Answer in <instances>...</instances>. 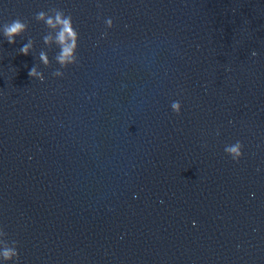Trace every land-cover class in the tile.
I'll use <instances>...</instances> for the list:
<instances>
[{
	"label": "water",
	"instance_id": "obj_1",
	"mask_svg": "<svg viewBox=\"0 0 264 264\" xmlns=\"http://www.w3.org/2000/svg\"><path fill=\"white\" fill-rule=\"evenodd\" d=\"M51 7L79 32L62 77L33 18ZM16 17L26 32L0 33V228L17 264H264V0H0V26Z\"/></svg>",
	"mask_w": 264,
	"mask_h": 264
},
{
	"label": "clouds",
	"instance_id": "obj_2",
	"mask_svg": "<svg viewBox=\"0 0 264 264\" xmlns=\"http://www.w3.org/2000/svg\"><path fill=\"white\" fill-rule=\"evenodd\" d=\"M97 7H100L97 3ZM37 22H43L48 29L47 34L42 37L43 44L49 48L54 44L58 48L57 53L54 55L53 60L59 65V68L55 69L51 75L53 77H62L64 72L61 69L67 68L69 65L77 64L79 58L77 55L79 32L73 24V18L70 13H66L63 9L51 7L47 11L41 10L36 12L33 17ZM106 28L113 26L112 18L105 19ZM28 28V21L22 20L20 17H16L10 22L4 23L0 26V33L9 44L16 42V37L21 36L26 32ZM107 32L101 33V36H106ZM34 41L32 38H28L27 43L23 44L19 48V53L28 55L30 50L33 49ZM253 56L257 55L255 51L251 53ZM39 61L43 66L48 67L51 64L47 53L44 50L39 52ZM30 78H35L41 82L45 77L42 71L38 70L37 65H33L28 72ZM171 110L179 114L181 110V103L179 100H175L170 105ZM219 134V133H217ZM244 145L240 140H236L234 143L225 145L224 152L235 162H239V159L243 155ZM195 223V222H193ZM8 233L0 228V261L17 264L19 260L18 241L12 239L9 240Z\"/></svg>",
	"mask_w": 264,
	"mask_h": 264
}]
</instances>
